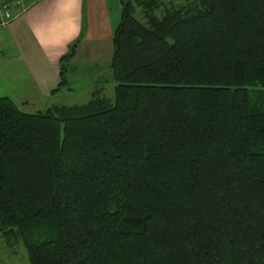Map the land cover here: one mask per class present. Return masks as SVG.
I'll return each instance as SVG.
<instances>
[{"label":"trees","instance_id":"obj_1","mask_svg":"<svg viewBox=\"0 0 264 264\" xmlns=\"http://www.w3.org/2000/svg\"><path fill=\"white\" fill-rule=\"evenodd\" d=\"M118 3L111 99L0 96V238L28 264H264V0Z\"/></svg>","mask_w":264,"mask_h":264},{"label":"crops","instance_id":"obj_2","mask_svg":"<svg viewBox=\"0 0 264 264\" xmlns=\"http://www.w3.org/2000/svg\"><path fill=\"white\" fill-rule=\"evenodd\" d=\"M21 6L22 12L0 27V57L14 60L18 64L15 75L21 76L22 98L18 104L39 107V102L59 93H51L58 83V59L76 39L66 70L68 76L77 74L73 81H82L78 85L88 97L96 89L105 96L103 85L109 77H101L99 70L106 67L101 64L94 68L89 63L103 45L110 57L111 36L119 19L118 0H21ZM83 70L88 71L85 78Z\"/></svg>","mask_w":264,"mask_h":264},{"label":"rangeland","instance_id":"obj_3","mask_svg":"<svg viewBox=\"0 0 264 264\" xmlns=\"http://www.w3.org/2000/svg\"><path fill=\"white\" fill-rule=\"evenodd\" d=\"M168 0H163V2H167ZM171 3H177L178 0H169ZM140 18V15L138 13V16ZM0 29V33H1ZM4 32V31H3ZM2 32V33H3ZM106 46H102L100 49L96 51L95 60L93 63H89L90 66L94 68H99L101 64L105 65L104 69L99 70V75L101 77H109V81H105L104 85L105 88L103 89V92L105 93V96L108 98H112V88H113V82L110 77V70L108 68L109 63V53L108 51H104ZM98 49V48H96ZM2 54H0L1 56ZM88 58H91L88 57ZM89 62V61H87ZM14 67V71L12 68ZM16 68H18V64L11 58L7 57H0V96H9L10 99L16 104L21 100L22 95L21 91L19 90L22 87V84L20 83L21 76L15 75ZM93 70H90L89 72H92ZM82 73L83 77L85 78L88 76L86 73H88L87 70H83ZM65 77L69 79V83L67 84V87L72 90V92H69V90H66L65 87L59 90L58 94H55V96H51L49 98L44 99V101L39 102L40 106L37 105H28L26 107L21 106L20 104H16L20 107V110L25 113H34L43 111L46 107L44 106H52V105H73V104H82L87 101V95H85V91L81 89V87L78 85L82 81H73V79H77V74L74 73L72 76H68V73H65ZM82 75H80V79L83 78ZM10 246H7L6 242L0 238V264H28L25 251L21 244L17 241L14 243H10Z\"/></svg>","mask_w":264,"mask_h":264},{"label":"built area","instance_id":"obj_4","mask_svg":"<svg viewBox=\"0 0 264 264\" xmlns=\"http://www.w3.org/2000/svg\"><path fill=\"white\" fill-rule=\"evenodd\" d=\"M21 0H0V27L6 26L21 12Z\"/></svg>","mask_w":264,"mask_h":264}]
</instances>
